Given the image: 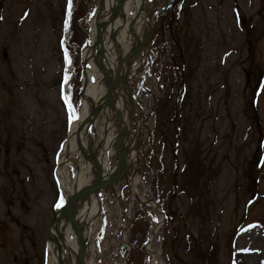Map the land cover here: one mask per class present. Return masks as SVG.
Masks as SVG:
<instances>
[{"label":"rangeland","instance_id":"374dc122","mask_svg":"<svg viewBox=\"0 0 264 264\" xmlns=\"http://www.w3.org/2000/svg\"><path fill=\"white\" fill-rule=\"evenodd\" d=\"M144 1L142 16L156 23L168 0ZM96 3L92 0L90 8ZM1 4L0 264H46L48 226L63 206L55 171L70 127L60 77L66 70L63 43L71 0H0ZM179 6L171 29L175 36L168 35L164 21L156 24L157 36L162 29L171 43L162 58L166 68L170 65L169 72L155 79L151 47L152 58L147 57L140 69L137 91L140 116L149 113L154 97L159 99L165 90L169 93L159 109L166 134L158 128L156 117L146 122L145 138L149 131L153 133L152 169H145L143 161L139 174L133 178L130 172L116 185V196L128 193L130 177L135 191L129 189L128 194L134 195L135 203L154 200L150 190L154 169L159 167H165L159 187L168 189L173 178L179 185L181 192L173 196L180 211L178 220L159 230L148 264H189L200 248L209 246L215 248L216 264H264V159L256 193L253 180L258 171H250L264 136V85L251 105L264 64V0H183ZM86 23H80L83 35H91L92 19L89 29ZM171 38H176L186 63L182 103V72L170 64L176 51ZM174 103L180 105L178 116L167 122L171 105L168 116L173 119ZM176 140L179 168L174 176ZM144 148L139 147L140 154ZM67 165L73 173L76 159ZM107 189L104 202L110 206L115 229L124 223L131 202L118 206L113 194L107 198ZM185 226L196 237L190 251L182 242ZM112 231L98 264H125L121 233L114 238Z\"/></svg>","mask_w":264,"mask_h":264},{"label":"bare ground","instance_id":"6f19581e","mask_svg":"<svg viewBox=\"0 0 264 264\" xmlns=\"http://www.w3.org/2000/svg\"><path fill=\"white\" fill-rule=\"evenodd\" d=\"M124 0H101V6L97 14V19L93 22L94 28L102 25L105 15L109 11L115 10ZM110 3V4H109ZM144 0H125L123 6L120 5V11L113 16L111 21L113 28L118 36L117 48L119 55L107 57L104 62L95 59L92 69L87 71V88L83 95L84 107L82 109V117H88L91 113L97 120V128L94 132L95 139L90 141L84 136L83 157L90 158L92 167L96 173L101 174V180L105 183L112 181L117 174L127 165L135 167L137 165L136 152L134 148V135L130 132V105L131 95L136 92L139 76L138 72L143 65L142 51H148V43L150 32L153 24H148L142 16L144 11ZM111 9V10H110ZM134 15L130 17L131 11ZM110 33V35H109ZM116 49V43L112 39V31H107V44L104 46V51L112 53ZM93 51L86 52V60L95 56ZM120 61V62H119ZM109 69L110 85L112 86L118 71L119 78L115 87V96L112 97V111L104 108L105 90L103 79L96 84H92L94 77H101L107 73ZM118 133V135H116ZM112 150L113 154L120 156L119 162L114 166L110 174L104 172V155L103 153ZM74 149V141L66 142L59 157L61 163L64 154ZM111 156L108 157L110 160ZM107 162V159H105ZM109 163V162H108ZM57 179L61 190L67 192H81L87 186L89 175L84 171L83 166L79 164L75 175L72 176L67 167L60 166L57 170ZM83 198V197H82ZM95 204V199H76L69 208V212L60 217L51 230L53 240L49 242L48 264H68L86 253V220L89 215L86 210H91ZM73 224L76 230V236L72 232ZM74 235V237H73ZM56 238L62 242H56ZM64 248V253H60L59 249ZM94 259V257H93ZM92 264V263H89Z\"/></svg>","mask_w":264,"mask_h":264},{"label":"water","instance_id":"95a60500","mask_svg":"<svg viewBox=\"0 0 264 264\" xmlns=\"http://www.w3.org/2000/svg\"><path fill=\"white\" fill-rule=\"evenodd\" d=\"M124 2H125V0H124ZM123 3L122 4H119L115 10L113 9V6H112V11H109V13L107 15H105L104 21H103L102 25H100V27L97 28V34H96V40H97L96 42H98V43H99L100 36L102 34V39H100V43H101L102 40H105V36L107 35V31L108 30L109 31H112V36L114 37V40H115V43H116V49H115L116 56H118V54H119L118 48H117V41H118L117 40V37L118 36H117V34L115 32V29L112 26L111 21L113 19V16H115L116 14H118V11L121 10L120 9V5L123 6ZM117 71H118L117 78L119 79V70H117ZM108 80H109L108 79V75L105 74V84H106V86H108ZM114 88L115 87H113L110 90V92L108 91V96L106 97V103H105L106 105L105 106H110V102H109V100L111 101L110 95L113 94L112 92H113ZM104 108L107 109L108 107H104ZM94 120H95V116H93V117L90 118V121L93 122ZM83 125H84V121L80 122L78 124L77 129H76V132H75V138H76L75 140H76V143H77V147L78 148H79V133H80V130L82 129V126ZM69 156L70 155H67V158H69ZM124 172L122 174H124ZM119 178L120 177H117L115 179V181L117 179H119ZM97 181H100L99 175H97ZM93 184H94V176H91L90 182H89L88 186L86 187V189L83 192L78 193V194H75V195H69V198H68V201H67V206L64 208V210H67L68 209V207H69V205H68L69 204V201L71 199H73V197H81V198L83 197V198H86V199H88L89 197H91V198H94L95 199V196L93 194V187H92ZM95 211H97L98 213H101L100 210L97 207H96V209H94V212ZM91 245H92V241L89 242V245H88V248H87V252L83 256H81V258L77 259L76 262H73L72 261L71 264H85L86 263V260H87V257L89 255V252L91 250Z\"/></svg>","mask_w":264,"mask_h":264},{"label":"trees","instance_id":"16d2710c","mask_svg":"<svg viewBox=\"0 0 264 264\" xmlns=\"http://www.w3.org/2000/svg\"><path fill=\"white\" fill-rule=\"evenodd\" d=\"M89 4H90V0H80V4L78 7V10L73 14V33L71 35L70 38V42L73 44H77L79 45L81 40H82V32L80 31V29L77 26L78 21L82 20L85 15L87 14L88 10H89ZM76 71H79V69L77 68ZM79 79H80V73L77 72V77H76V85H75V93H78V89L80 87L79 85ZM259 80V77L257 79V81ZM133 238L137 239V237L143 238V240H146L147 238V232L145 230V228L143 227L142 224H134L133 225ZM134 264H137V261L134 260Z\"/></svg>","mask_w":264,"mask_h":264}]
</instances>
